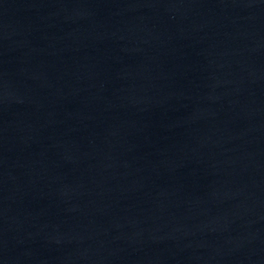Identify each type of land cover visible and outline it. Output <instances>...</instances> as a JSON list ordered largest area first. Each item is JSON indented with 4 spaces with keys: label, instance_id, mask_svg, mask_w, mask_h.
Instances as JSON below:
<instances>
[{
    "label": "water",
    "instance_id": "obj_1",
    "mask_svg": "<svg viewBox=\"0 0 264 264\" xmlns=\"http://www.w3.org/2000/svg\"><path fill=\"white\" fill-rule=\"evenodd\" d=\"M0 264H264V0H0Z\"/></svg>",
    "mask_w": 264,
    "mask_h": 264
}]
</instances>
